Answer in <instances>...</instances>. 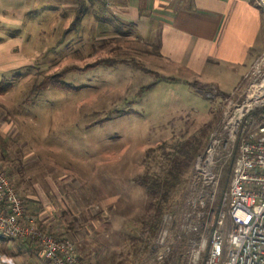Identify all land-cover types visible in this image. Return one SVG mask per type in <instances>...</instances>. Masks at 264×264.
I'll list each match as a JSON object with an SVG mask.
<instances>
[{"label":"rangeland","instance_id":"rangeland-1","mask_svg":"<svg viewBox=\"0 0 264 264\" xmlns=\"http://www.w3.org/2000/svg\"><path fill=\"white\" fill-rule=\"evenodd\" d=\"M83 17L69 38L60 36L62 44L0 21V79L11 81L0 95V168L7 179L11 173L8 181L31 222L72 241L85 264H193L205 242L201 264L236 156L235 146L227 151L223 144L228 118L250 83L240 78L246 68H214L198 80L167 77L153 59L118 54L115 39L88 45L91 19ZM207 79L219 89L199 84ZM194 139L202 148L184 166L149 235L143 229L153 198L139 178L162 175L176 150ZM213 146L215 182L204 183L198 159ZM26 197L37 202L28 205ZM31 208L42 209L47 224L40 227ZM2 240L39 251L32 243Z\"/></svg>","mask_w":264,"mask_h":264},{"label":"crops","instance_id":"crops-1","mask_svg":"<svg viewBox=\"0 0 264 264\" xmlns=\"http://www.w3.org/2000/svg\"><path fill=\"white\" fill-rule=\"evenodd\" d=\"M87 13L88 45L115 39L118 54L153 59L167 77L198 80L220 67H244L246 74L264 51V10L253 0H0V21L37 29L40 39L53 37V44H62L61 35L69 38ZM199 84L219 89L213 79ZM26 198L28 205L37 202ZM28 211L38 225L47 224L42 209ZM7 243L0 241V264H34L31 255L37 264H50L30 245L15 249Z\"/></svg>","mask_w":264,"mask_h":264},{"label":"built area","instance_id":"built-area-1","mask_svg":"<svg viewBox=\"0 0 264 264\" xmlns=\"http://www.w3.org/2000/svg\"><path fill=\"white\" fill-rule=\"evenodd\" d=\"M264 10V0H253ZM259 67H261L260 70ZM256 69V70H255ZM244 78L250 79L245 97L231 112L227 140L223 148L235 146L228 187L223 196L224 208L219 212L210 232L209 245L201 264H264V51ZM259 74V72H261ZM257 112L259 120L254 116ZM198 159L203 182L214 183L212 155ZM29 221V223H28ZM165 230L158 235L163 245ZM0 237L35 244L50 264H85L76 247L66 237L51 235L36 227L28 218L21 198L11 187L0 168ZM201 244L192 257L198 263Z\"/></svg>","mask_w":264,"mask_h":264},{"label":"trees","instance_id":"trees-1","mask_svg":"<svg viewBox=\"0 0 264 264\" xmlns=\"http://www.w3.org/2000/svg\"><path fill=\"white\" fill-rule=\"evenodd\" d=\"M53 77L54 76L49 77V82L52 81ZM46 86L47 85L43 84L40 85V87L42 88H45ZM10 87L11 81L9 79H0V95L5 94L10 89ZM261 112L264 113V108L261 110ZM254 116L259 120L257 112L254 113ZM201 148V142L197 139H194V141L189 144H182L181 147L176 150L177 155L172 156V159L170 160V165L167 167V169L162 175H143L139 178L140 182L145 187L149 196L153 198L152 206L154 208V213L148 220L145 229H143V231L146 230L149 235H154L157 231L162 214L164 212L165 203L167 202L171 191L179 182L181 175L184 171V166L190 163L191 159L193 160V158L200 152ZM7 176L12 179L10 172H7ZM39 226L43 227L41 225ZM49 233L53 235L50 231ZM143 234L145 233L143 232ZM138 239V242L140 243L144 242L145 240L142 234L141 236H139Z\"/></svg>","mask_w":264,"mask_h":264}]
</instances>
